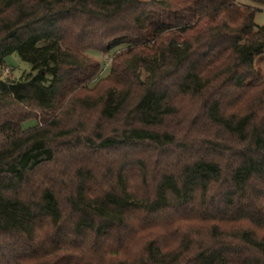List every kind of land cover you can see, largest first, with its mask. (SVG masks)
<instances>
[{
  "label": "trees",
  "instance_id": "16d2710c",
  "mask_svg": "<svg viewBox=\"0 0 264 264\" xmlns=\"http://www.w3.org/2000/svg\"><path fill=\"white\" fill-rule=\"evenodd\" d=\"M249 1L0 0V264H264Z\"/></svg>",
  "mask_w": 264,
  "mask_h": 264
},
{
  "label": "rangeland",
  "instance_id": "374dc122",
  "mask_svg": "<svg viewBox=\"0 0 264 264\" xmlns=\"http://www.w3.org/2000/svg\"><path fill=\"white\" fill-rule=\"evenodd\" d=\"M239 3L242 4H248L252 5L251 1L249 0H236ZM256 14L254 18V22L256 25L260 26L264 24V4L263 5H257L256 6ZM122 47H117L108 52L107 54H101L99 52H92L88 51L86 54L95 62H98L100 64V71L98 75L91 80L87 86L89 89H92L94 85L101 79H104L107 77L109 70L111 68V62L113 59L114 54L121 51ZM255 65L262 69L264 71V53L258 57L254 58ZM6 68L4 69L2 73V79L10 78V79H17L23 75L25 72L29 71L30 66L26 62L22 61L16 54H11L6 57L5 59ZM94 120V117H93ZM36 121H27L23 123V127L27 128L32 125H36ZM7 134H5V137ZM4 139V136H0V141Z\"/></svg>",
  "mask_w": 264,
  "mask_h": 264
}]
</instances>
